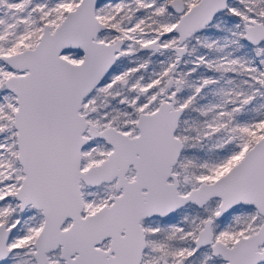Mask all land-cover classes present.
Returning a JSON list of instances; mask_svg holds the SVG:
<instances>
[{
  "label": "snow or ice",
  "instance_id": "snow-or-ice-1",
  "mask_svg": "<svg viewBox=\"0 0 264 264\" xmlns=\"http://www.w3.org/2000/svg\"><path fill=\"white\" fill-rule=\"evenodd\" d=\"M0 264H264V0H0Z\"/></svg>",
  "mask_w": 264,
  "mask_h": 264
}]
</instances>
